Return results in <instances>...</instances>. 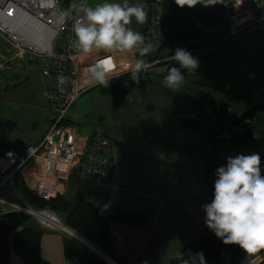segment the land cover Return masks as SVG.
<instances>
[{"label":"rangeland","instance_id":"1","mask_svg":"<svg viewBox=\"0 0 264 264\" xmlns=\"http://www.w3.org/2000/svg\"><path fill=\"white\" fill-rule=\"evenodd\" d=\"M230 1L232 0H226V3L229 4ZM78 2L94 5L100 0ZM115 2L122 3V0ZM58 3L66 10L73 0L69 4H64L61 0ZM129 3L145 4L144 0H129ZM216 16V25L205 29L200 35L201 41L216 37L205 45L212 47L191 52L200 61L197 69L199 72L197 75L189 74L178 91L174 92L164 86L163 78L167 71L164 65L157 63L149 65L146 73L141 75L139 83L120 98L117 106L114 104L119 95L113 94L109 83L107 88L99 85L84 92L66 114L77 133L79 131L81 135H85L98 129L112 137L119 148L122 147L141 161L140 164L133 161L131 168L124 170V175L130 179L127 186L132 190L130 196L148 203L141 210L148 220L151 212L155 215L157 210H163L160 222L166 232L160 242L163 255L174 249L179 251L206 227L205 213L201 206L211 203L216 179L215 174L210 172L206 175V184L204 183L206 159L214 158L220 165H226L228 156L264 153V140L240 139L219 145L208 136L200 138L192 131L173 127V119L179 111L191 114L201 101L224 103L222 114L236 112L245 98L252 97L249 94L252 91L250 87L256 83L259 72L264 71V22L224 39L222 36L227 28L225 19L220 14L217 15V11ZM140 26L133 18L130 27L136 30ZM3 39L7 42L0 36V52L7 48L10 55L12 52L18 54ZM13 60H19L20 63L17 67H11L9 72L16 74L12 70L17 68L19 74L12 82L15 86L2 91L0 126L5 127L7 120L14 125L9 132H2L0 137L5 141L9 138L32 141L40 137L50 118L43 96L45 84L39 72L31 68L27 59ZM258 128L264 129V123L259 124ZM2 140L0 141L4 144ZM160 192L164 195L163 207L151 209L161 198H156L154 205H151L152 200L146 196ZM34 220L39 224L36 217ZM56 231L61 232L62 236L66 235L65 239L72 238L64 231ZM12 234L8 236L10 240ZM10 254L17 258L12 252ZM154 257L157 256L153 254L152 258ZM10 264H13L12 258Z\"/></svg>","mask_w":264,"mask_h":264},{"label":"built area","instance_id":"2","mask_svg":"<svg viewBox=\"0 0 264 264\" xmlns=\"http://www.w3.org/2000/svg\"><path fill=\"white\" fill-rule=\"evenodd\" d=\"M8 5H11V8H7ZM216 5L226 17L227 28L222 36L224 39L264 22V0H248L246 5L236 9H232L227 3ZM62 10L58 0H0V14L9 16L15 22L28 21L36 36H41L43 31L47 34L46 48L39 49L0 24V36L6 39L10 48L16 50L19 56L26 57L33 70L39 72L45 84L43 95L50 112L49 125L36 143L26 145L20 150L9 149L0 154V187L8 190L7 196H0V203L6 204L11 210H19L36 217L43 227L54 231L59 229L71 235L78 243L91 246L80 235L67 230L53 211H35L28 205L9 200L10 194H17L13 183L15 175L20 174L23 168L35 159L42 162L41 175L28 191L44 200L55 196V192L46 190L43 183L50 177L71 174L80 184L96 186L107 182L112 174V142L98 129H94L89 138L83 139L66 123L68 109L84 92L95 86L89 81V67L108 53L94 50L89 55H83L74 50L71 46L75 39L71 29L73 21L69 19L63 26L56 23L57 15ZM157 16L158 21L154 20ZM161 21L162 8L153 2L149 6V18L143 35L158 47L143 57L148 65L166 60L156 57L149 61V58L159 51L164 40ZM111 55L115 57L117 64L111 80L130 73L126 65L134 59L133 53L114 52ZM105 259L112 264L106 257Z\"/></svg>","mask_w":264,"mask_h":264},{"label":"clouds","instance_id":"3","mask_svg":"<svg viewBox=\"0 0 264 264\" xmlns=\"http://www.w3.org/2000/svg\"><path fill=\"white\" fill-rule=\"evenodd\" d=\"M181 8L205 7L217 3L226 4V0H175ZM144 3H129V0H100L94 5L73 0L66 10L58 13L56 23L60 26L71 19V29L75 39L71 46L83 55L94 50L108 53L89 67V81L93 85L105 88L109 86L117 64L114 52L138 53L140 58L126 65L131 79L139 83L140 73L149 65L143 57L154 52L157 44L147 40L130 25L135 22L144 25L149 14ZM159 16L154 17L158 21ZM179 67L171 66L163 78V84L172 91H178L185 83V72L194 74L200 61L187 49L176 48L169 57ZM183 70V71H182ZM63 79L61 78V83ZM261 157L258 153L228 156L226 165L215 171L214 193L211 203L203 204L205 224L225 245H239L246 254L242 264H249V257L264 250V177L261 176ZM260 254V253H259ZM258 256V255H257ZM109 259V258H108ZM177 264H206L202 252L187 255L177 251L173 257ZM254 259V258H253ZM251 261V260H250ZM142 264H148L143 261Z\"/></svg>","mask_w":264,"mask_h":264},{"label":"trees","instance_id":"4","mask_svg":"<svg viewBox=\"0 0 264 264\" xmlns=\"http://www.w3.org/2000/svg\"><path fill=\"white\" fill-rule=\"evenodd\" d=\"M61 1L64 4H69L72 0ZM145 1L148 5L156 2L162 8L161 27L164 40L159 51L156 55L149 58V61L156 57L166 59L158 64L164 65L167 73L171 66L179 67L175 61L169 59V57L174 54L176 48H184L190 53H194L196 49L216 39L200 40V35L205 29L216 25V11L217 15L222 13L216 4L207 7L197 4L193 8L187 6L181 8L176 4L175 0ZM224 30L226 31V28ZM143 31L144 29L139 30L142 34ZM223 31L221 35L225 33H223ZM142 73H146V71L140 73V78ZM188 75L189 74L185 72V79L188 78ZM258 76L256 81L264 85V71H260ZM110 83L113 88V94L115 95L118 93L119 95V98L115 100V106L120 102V98L137 84L131 79L130 73L114 78ZM219 105L222 109L225 104L220 102ZM225 114L226 113L221 115L223 116ZM5 122V127L1 128L0 126V136L2 132H9L14 125L10 120ZM49 122L50 118L47 121V126ZM66 123L70 124V121L66 120ZM254 127L248 129L246 133L237 140L239 141L241 139L242 141H248L253 138L264 140V129L258 128L259 124ZM194 135L196 134L194 133ZM207 135H209V131ZM0 140H2L1 137ZM2 141L4 144L6 143L4 139ZM4 144L0 141V154L8 150ZM259 155L261 157V176L264 177V153H260ZM206 160L207 164L203 176L205 184L206 175L210 172L215 174L216 169L222 166L214 158L209 157ZM18 175L17 173L13 180L14 187L28 206L36 210L49 209L53 211L67 230L80 235L87 240L89 244L98 248L100 250L99 252L105 255L107 259L109 258L112 264H126L125 257L117 256L114 253L109 227L112 223H120L131 227H141L147 222L146 215L119 207L96 205L83 199H80L76 203H71L60 194L48 200H44L25 189ZM113 175L114 165L110 178ZM205 189L209 190V187L207 188L206 185ZM36 223L34 217L26 212L8 210L0 214V264H8L11 252L20 257L25 264H39L40 233L38 227L35 225ZM10 233H13L11 240L8 238ZM189 250H191L192 253L202 252L206 264H242V262L246 260V254L239 245H225L207 226L179 251L187 255ZM261 251L249 257L248 260L250 261L255 258ZM63 253L65 258L72 264H110L106 259L93 253L86 248V246L76 242L74 239L73 241L67 239L64 241ZM174 255L170 259L169 264H177L173 259ZM257 264H264V259L260 260Z\"/></svg>","mask_w":264,"mask_h":264},{"label":"crops","instance_id":"5","mask_svg":"<svg viewBox=\"0 0 264 264\" xmlns=\"http://www.w3.org/2000/svg\"><path fill=\"white\" fill-rule=\"evenodd\" d=\"M144 2L147 5L146 10L148 11L149 14L150 5H148L145 0ZM247 2L248 0H232L228 5L232 9H236L246 5ZM219 9L220 11H222L220 7ZM219 14L223 16V18L225 19V23L227 24L224 12L222 11V13ZM146 24L147 23L141 25L138 29L136 30L133 29V30L135 31L142 30L145 28ZM5 43L8 45L7 42ZM209 47L212 46L204 45L203 47L196 49L195 52L201 51L204 48L206 49ZM8 52L9 51L7 50V48L5 51L0 52V77H2L0 79V99L1 96H3L2 94L3 90H7L11 86L12 87L15 86V84H12V82H14L17 79L16 76L17 74H19V70H17V68L12 70L14 72L16 71V74L9 72V69L11 67H17L18 64L20 63L19 60L16 62V60L14 61L13 59L20 58L22 60H26L24 59L25 57L22 58L21 55L19 56V54H15L14 52H12V55H10V53ZM7 54H9L10 56H7ZM136 58H139L138 53L135 54L134 59ZM148 68H146L145 71ZM198 72L199 71L196 70L195 73L191 75H197ZM97 86L99 85H95L90 89H93ZM182 113L184 114V112L179 111L177 115L174 117V119L177 118V116L181 115ZM67 120L70 121L69 119ZM45 129L41 133L40 137H37L32 141H23L18 139L13 140L9 138L4 144V146H6L7 147L6 149L8 150L9 149L18 150L21 149L24 145L34 144L44 134ZM92 131L86 133L85 135H81L79 131L78 133L82 136L83 139H87L89 138ZM102 134L108 137L104 132H102ZM108 138L112 141L114 148V175L107 182L96 186H83L71 174H69L68 176L48 178L45 182H43L45 188L48 191L55 192V195L57 194L63 195L71 203H76L80 199H83L85 201L92 202L96 205L119 207L141 213L142 208L145 209V206L147 207L148 203L143 202V200L141 199L140 200L134 199L130 196L132 190L127 187L130 184V179L129 177L124 175V170H129L131 168V165L134 164V162L140 164L141 161H139V159L135 157H132V155L127 151H125L122 147L119 148L118 143L114 139H112V137H108ZM41 164L42 162L39 159L32 160L25 166L26 169L24 170L23 168L22 172L18 175L20 177L21 184L25 189L29 190V188L34 184L35 180L37 178H40L39 175H41ZM154 169L156 171H159V169L156 168ZM16 193L17 194H10L9 200L16 202L18 204L27 205L22 199V197L19 195L18 191H16ZM7 194H8L7 188L0 187V195L7 196ZM146 197L147 199L152 200L150 202L151 205H154V201L157 200L156 198H161V201H157L155 207L153 206L150 207L151 209L154 208L156 209L159 206L163 207L164 205L163 192L162 193L160 192L158 194H150ZM8 210H9L8 206L0 204V214ZM162 212L163 210H157L155 212V215L154 212H151L149 220L147 218V222L141 227H131L120 223H112L110 225L109 227L110 237H111L114 253L117 256L125 257L126 264H142L143 261H148V264L170 263V259L172 258V256L175 254L176 251L174 249L172 251L166 252L163 255V252L160 248V242L162 241L164 235L166 234L165 230L162 229L163 225L160 224L162 219ZM35 225L38 227L40 233L39 263L40 264H72L65 258L63 253L64 241L66 240L64 236L65 237L67 236L66 235L62 236L63 234H60L61 232L50 230L39 224H35ZM67 240L73 241V238L68 237ZM91 246H93L96 250L100 251L94 245L91 244ZM157 253L161 254V256H158ZM153 254H155L157 257L152 258ZM13 255L17 258H13L12 255L10 254L8 264H10L11 258L13 259V264H25L20 257L15 255L14 253ZM103 256L106 257L105 255Z\"/></svg>","mask_w":264,"mask_h":264},{"label":"flooded vegetation","instance_id":"6","mask_svg":"<svg viewBox=\"0 0 264 264\" xmlns=\"http://www.w3.org/2000/svg\"><path fill=\"white\" fill-rule=\"evenodd\" d=\"M250 88L252 91L249 94H252V97L249 96L248 98H245L240 109L236 112L226 113L222 116V109L219 103L201 101L195 106V109L191 114L188 112L187 114L182 113L177 116V118L174 119L175 125L173 127L185 131H192L190 124L184 120L186 117L187 119L198 121L196 130L192 132L200 138L208 136V138H211L215 144L219 145L238 141L237 139L241 138L248 129L253 128L257 124L264 123V110L257 111L252 119H246L243 124L237 123L240 114L251 106L255 105L259 109H264V85L256 81V83ZM182 115H184V118L181 117ZM208 131L209 135H207ZM216 132H218V134L215 136Z\"/></svg>","mask_w":264,"mask_h":264},{"label":"bare ground","instance_id":"7","mask_svg":"<svg viewBox=\"0 0 264 264\" xmlns=\"http://www.w3.org/2000/svg\"><path fill=\"white\" fill-rule=\"evenodd\" d=\"M9 7L11 8V5H8L7 8ZM0 24L6 26L7 30L19 35L25 42H29L34 47L43 49L47 46V34L43 31L41 36H36L28 21L19 20L15 22L9 16H3L2 13L0 14Z\"/></svg>","mask_w":264,"mask_h":264},{"label":"water","instance_id":"8","mask_svg":"<svg viewBox=\"0 0 264 264\" xmlns=\"http://www.w3.org/2000/svg\"><path fill=\"white\" fill-rule=\"evenodd\" d=\"M262 110H264V109H259L255 105L251 106L249 109L245 110L243 113L240 114V117L237 120V123L243 124V122L246 119H249V118L252 119L255 116V114H256L257 111H262ZM181 117L184 118V115H182ZM184 120H185V122H188L190 124V128H191L192 131H195L196 130V127L198 125V121L193 120V119H187L186 117L184 118ZM99 121H101V120H99ZM220 127H222V126H220ZM217 134H218V132L215 133V136ZM82 245L86 246V248H88L90 251H92L93 253L98 254L100 257H102L103 259H105V257L98 250L92 248L89 245H85L84 243H82ZM262 258H264V253H260L252 261H250L249 264H257Z\"/></svg>","mask_w":264,"mask_h":264}]
</instances>
